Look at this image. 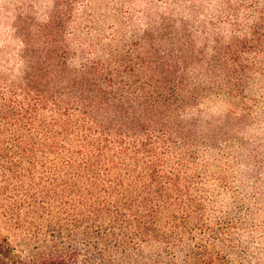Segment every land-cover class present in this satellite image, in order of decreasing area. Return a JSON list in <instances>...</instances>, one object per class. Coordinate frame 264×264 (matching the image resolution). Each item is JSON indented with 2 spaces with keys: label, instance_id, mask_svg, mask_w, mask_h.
Segmentation results:
<instances>
[{
  "label": "trees",
  "instance_id": "obj_1",
  "mask_svg": "<svg viewBox=\"0 0 264 264\" xmlns=\"http://www.w3.org/2000/svg\"><path fill=\"white\" fill-rule=\"evenodd\" d=\"M160 1H6L19 44L0 48V255L13 264L244 263L218 159L264 96V0ZM221 103L244 116L216 120Z\"/></svg>",
  "mask_w": 264,
  "mask_h": 264
},
{
  "label": "rangeland",
  "instance_id": "obj_2",
  "mask_svg": "<svg viewBox=\"0 0 264 264\" xmlns=\"http://www.w3.org/2000/svg\"><path fill=\"white\" fill-rule=\"evenodd\" d=\"M6 1L0 0V48L10 44L15 49L19 42L9 36L10 21L7 16L11 15L5 16ZM155 2L161 4L160 0ZM43 5H46L45 1ZM141 5L138 4V10H141ZM259 98L261 104L253 108L244 124L226 130L218 159L223 178V184L217 183L219 204L239 226L231 240L238 246V254L244 257L242 264H264V96ZM208 112L216 120L222 118L226 121L230 117L238 119L244 116L239 105L229 103L212 104ZM208 159L213 161L215 154L209 153ZM242 222L244 225L240 226ZM0 232L8 236L2 226ZM11 239L17 242L15 238ZM16 244L19 245V242ZM35 244L38 243L32 241V246L23 254L26 260L37 255L33 249ZM236 258L231 259L233 264L239 263ZM0 264L13 263L0 255Z\"/></svg>",
  "mask_w": 264,
  "mask_h": 264
}]
</instances>
